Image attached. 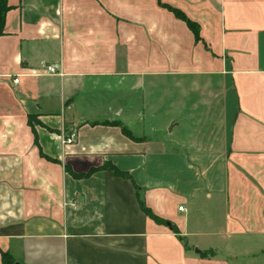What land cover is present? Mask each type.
<instances>
[{
  "label": "crops",
  "instance_id": "obj_1",
  "mask_svg": "<svg viewBox=\"0 0 264 264\" xmlns=\"http://www.w3.org/2000/svg\"><path fill=\"white\" fill-rule=\"evenodd\" d=\"M8 5L0 264H231L235 239L264 236V0ZM164 81L181 118L136 134ZM108 163L132 180L75 177Z\"/></svg>",
  "mask_w": 264,
  "mask_h": 264
},
{
  "label": "rangeland",
  "instance_id": "obj_2",
  "mask_svg": "<svg viewBox=\"0 0 264 264\" xmlns=\"http://www.w3.org/2000/svg\"><path fill=\"white\" fill-rule=\"evenodd\" d=\"M160 85L154 90V97L149 99L150 84L147 87H143L142 90V121L136 126V134L145 136L151 139H167L169 129L172 126L168 123L174 117L176 119L181 118L180 113H176V108L181 106V103H174L167 100V86L164 82H159ZM114 92L111 90L110 93ZM180 88H175L173 92L174 97L180 95ZM116 94V90L111 96ZM156 97V98H155ZM140 104V103H139ZM173 111H175L173 113ZM178 116V117H177ZM136 120V119H135ZM134 123L127 125V131H133L131 127ZM131 129V130H130ZM236 248H233V252L230 254L229 259L231 264H264V236L261 237H249L238 238L234 240Z\"/></svg>",
  "mask_w": 264,
  "mask_h": 264
},
{
  "label": "trees",
  "instance_id": "obj_3",
  "mask_svg": "<svg viewBox=\"0 0 264 264\" xmlns=\"http://www.w3.org/2000/svg\"><path fill=\"white\" fill-rule=\"evenodd\" d=\"M9 10H10V7L8 5V0H0V37L3 36V34H4L5 20H6V16H7V13L9 12ZM175 14L177 15V17H179V18H181V19L186 21V18L181 13L175 12ZM190 26L196 31V33H198V30H197V28L194 25H192L190 23ZM123 132L125 133V135L127 137L132 138L131 135L129 134V132L126 129H123ZM103 170L112 171L115 174V176H117V177H121V178L132 180V177L130 176L129 173L122 172L118 168H116L114 165L109 164V163L105 164L102 168L91 169L88 173L75 175V177L88 178V177L92 176L94 173H96L98 171H103ZM135 189H136V191L138 193L139 189H138V187L136 185H135ZM140 205H141V209H142L143 213L147 217L151 218L152 220H154V221H156L158 223H165L163 220H160L158 217H156L152 213V211L149 210L143 203H140ZM174 230L177 233L176 229H174ZM185 249L188 250V246L186 244H185ZM210 255H213V252H207V253L203 254L204 257L210 256Z\"/></svg>",
  "mask_w": 264,
  "mask_h": 264
},
{
  "label": "built area",
  "instance_id": "obj_4",
  "mask_svg": "<svg viewBox=\"0 0 264 264\" xmlns=\"http://www.w3.org/2000/svg\"><path fill=\"white\" fill-rule=\"evenodd\" d=\"M57 70L55 67H48L45 69L44 73L46 75H54L56 74ZM19 83V80H15V84H18ZM75 139V135H72L70 138H68L66 140V143L67 144H71L73 142V140ZM179 211H183V208H179Z\"/></svg>",
  "mask_w": 264,
  "mask_h": 264
}]
</instances>
